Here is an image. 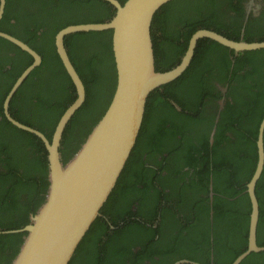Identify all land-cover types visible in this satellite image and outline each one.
I'll use <instances>...</instances> for the list:
<instances>
[{
  "label": "trees",
  "instance_id": "1",
  "mask_svg": "<svg viewBox=\"0 0 264 264\" xmlns=\"http://www.w3.org/2000/svg\"><path fill=\"white\" fill-rule=\"evenodd\" d=\"M247 1L164 4L151 24L156 70L179 63L190 36L202 27L235 40L264 41V10L257 16L246 13ZM114 13L104 0H5L0 30L41 56L10 101L16 120L51 140L76 97L54 49L55 34L69 24L107 21ZM111 43V30L82 31L64 39L86 96L63 132V163L111 101L116 86ZM197 43L185 72L150 93L131 155L102 216L93 221L69 264H172L180 259L231 264L246 249L251 210L246 184L257 166L256 139L264 116V49L235 54L207 37ZM31 62L29 54L0 37V230L28 224L48 189L44 143L13 126L2 107ZM217 83L226 87L219 102ZM255 193L256 242L264 245V170ZM25 234L0 233V264H11ZM240 264H264V251L251 252Z\"/></svg>",
  "mask_w": 264,
  "mask_h": 264
},
{
  "label": "water",
  "instance_id": "2",
  "mask_svg": "<svg viewBox=\"0 0 264 264\" xmlns=\"http://www.w3.org/2000/svg\"><path fill=\"white\" fill-rule=\"evenodd\" d=\"M115 9L107 21L69 24L54 37L57 52L70 77L76 97L60 116L51 140L44 133L16 120L9 112L10 101L30 74L41 63V56L19 38L0 30V37L32 57V62L16 78L3 100L5 118L16 128L34 134L47 150L48 189L44 202L30 215L25 226L0 230V233L24 232L23 242L11 264H69L76 249L100 215L135 146L140 132L147 99L152 91L180 77L191 64L198 40L207 37L236 53L264 49V41L228 38L214 29L202 27L192 33L181 60L168 70L155 67L151 38L153 16L171 0H104ZM5 0H0V19ZM89 30H111L112 52L116 70V86L105 112L94 124L85 141L66 162L61 160L59 147L63 132L74 113L85 101V86L73 66L64 39L67 35ZM264 116L257 132V166L246 184L251 210L246 249L231 264L240 262L251 252L264 251L256 242L259 204L256 183L264 170ZM212 141V135L210 137ZM201 264L180 259L172 264Z\"/></svg>",
  "mask_w": 264,
  "mask_h": 264
},
{
  "label": "flooded vegetation",
  "instance_id": "3",
  "mask_svg": "<svg viewBox=\"0 0 264 264\" xmlns=\"http://www.w3.org/2000/svg\"><path fill=\"white\" fill-rule=\"evenodd\" d=\"M246 4H249L246 6V13H252L254 16H257L264 10V0H248ZM217 89L221 91V96L218 98V102L220 99H224L225 92H226V87L222 83H217ZM173 107L176 111H180V107L176 104L173 103Z\"/></svg>",
  "mask_w": 264,
  "mask_h": 264
}]
</instances>
